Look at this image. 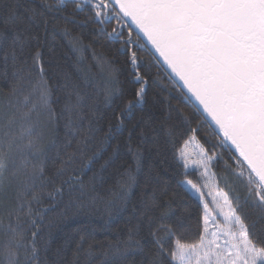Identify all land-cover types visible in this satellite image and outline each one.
<instances>
[{
  "label": "snow or ice",
  "instance_id": "6c2138e0",
  "mask_svg": "<svg viewBox=\"0 0 264 264\" xmlns=\"http://www.w3.org/2000/svg\"><path fill=\"white\" fill-rule=\"evenodd\" d=\"M153 151L195 214L133 199ZM0 264H264V0H0Z\"/></svg>",
  "mask_w": 264,
  "mask_h": 264
},
{
  "label": "trees",
  "instance_id": "16d2710c",
  "mask_svg": "<svg viewBox=\"0 0 264 264\" xmlns=\"http://www.w3.org/2000/svg\"><path fill=\"white\" fill-rule=\"evenodd\" d=\"M91 40V36L88 31L85 30L83 33V41L84 44L87 45ZM96 50L98 52L103 51V49L96 45ZM54 48L56 52V59L65 67V69L69 72H75L77 67L84 66L86 67L92 62V50L87 49L83 55V65L80 64L79 57L81 54H74L69 47V42L67 39L58 36L56 41L54 42ZM55 65V61H54ZM53 65V66H54ZM176 103V101H173ZM148 110V106L146 105L144 111ZM140 110H137V115ZM122 135H127V131ZM122 138V137H121ZM116 141L114 140L112 143L114 144ZM110 150V149H109ZM104 162L103 158L98 160L97 167L99 164ZM182 179L181 176L176 174V169L174 165V161L172 159V155L170 151H162L159 155L154 151L145 154L143 167L141 168L138 174V186L136 188V195L133 199H137L141 191L145 187L146 181L155 185L157 189L162 188L165 184H167L168 195H174L175 204L173 207L175 208L176 215L179 216L184 208H188L196 213L199 205L198 198L194 196H190L185 193V191L177 186V180ZM159 195V191H158ZM100 221L98 219L89 220L84 217H80L76 220L70 221L66 225L61 226L59 229L53 228L54 239L56 245H63L65 248V256L67 260H71L73 256V250L75 248L76 242L79 240L80 229L85 226L92 230L95 236V240L103 241L107 237V233L100 229ZM188 223L192 226L193 230L195 228V219L188 221ZM115 227V224L113 225ZM188 239H192L191 233L188 235Z\"/></svg>",
  "mask_w": 264,
  "mask_h": 264
},
{
  "label": "rangeland",
  "instance_id": "374dc122",
  "mask_svg": "<svg viewBox=\"0 0 264 264\" xmlns=\"http://www.w3.org/2000/svg\"><path fill=\"white\" fill-rule=\"evenodd\" d=\"M195 197V196H194ZM197 198V197H196Z\"/></svg>",
  "mask_w": 264,
  "mask_h": 264
}]
</instances>
